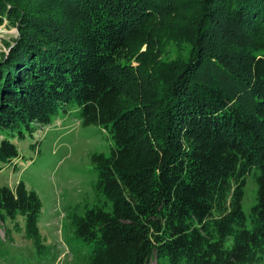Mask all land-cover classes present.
Here are the masks:
<instances>
[{"label":"trees","instance_id":"trees-1","mask_svg":"<svg viewBox=\"0 0 264 264\" xmlns=\"http://www.w3.org/2000/svg\"><path fill=\"white\" fill-rule=\"evenodd\" d=\"M3 22L16 35L0 52V165L17 157L2 131L70 103L112 142L90 154L93 203L65 215L91 244L71 264L264 262V0H0ZM155 29L186 56L158 57ZM40 208L21 180L0 186V222L20 215L39 257Z\"/></svg>","mask_w":264,"mask_h":264},{"label":"rangeland","instance_id":"rangeland-1","mask_svg":"<svg viewBox=\"0 0 264 264\" xmlns=\"http://www.w3.org/2000/svg\"><path fill=\"white\" fill-rule=\"evenodd\" d=\"M154 31L161 32L163 36V41L150 44L153 50L158 51V57L164 49L167 51L165 57L169 59L180 52V56H186L183 44L167 39L165 31ZM15 35V27L6 22L0 25V52H6L5 43L11 42ZM144 48L142 45L141 49ZM5 133L2 131L3 136L15 145L17 157L1 163L0 186L12 187L21 180L37 193L41 203L38 230L43 242L51 249L49 255L37 256L31 241L22 234L23 219L17 215L14 228L8 220L0 222V264H71V251L81 256L88 254L91 244L73 235L65 215L72 209L82 213L93 203L92 184L96 179V169L90 154L108 155L112 142L107 132L96 124L82 125L78 107L70 103L64 110L58 108L47 124L31 123L30 131L22 124L9 134ZM256 171L253 167L244 176L240 206L246 218L255 202L253 175ZM8 227L9 235L5 234ZM245 227H249L248 221ZM231 242V236L224 239L226 247ZM147 264L158 263L152 257Z\"/></svg>","mask_w":264,"mask_h":264}]
</instances>
